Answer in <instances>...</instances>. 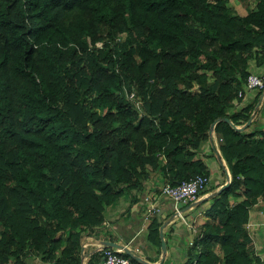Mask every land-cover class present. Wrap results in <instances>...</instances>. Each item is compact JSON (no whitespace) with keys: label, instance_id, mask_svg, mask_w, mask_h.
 I'll list each match as a JSON object with an SVG mask.
<instances>
[{"label":"trees","instance_id":"trees-1","mask_svg":"<svg viewBox=\"0 0 264 264\" xmlns=\"http://www.w3.org/2000/svg\"><path fill=\"white\" fill-rule=\"evenodd\" d=\"M230 1L0 0V264H83L85 239L153 173L210 178L197 156L216 121L230 184L166 264H264L248 229L264 131L241 129L253 104L229 112L264 66V0L246 15ZM163 224L148 225L160 249Z\"/></svg>","mask_w":264,"mask_h":264},{"label":"crops","instance_id":"crops-1","mask_svg":"<svg viewBox=\"0 0 264 264\" xmlns=\"http://www.w3.org/2000/svg\"><path fill=\"white\" fill-rule=\"evenodd\" d=\"M264 71V66H253L251 72L261 73ZM253 104V116L251 118L250 131H264V92L260 89L248 92L241 100L233 103L229 112L242 109ZM215 126L212 125L210 131L212 138L205 142L201 152L197 157H200L208 169L210 170L211 182H215L214 187L208 185L207 193L201 195L198 203L185 207V213L189 210L191 219H195L197 223H204L209 219L208 209L213 204L212 195L216 191H221L222 188L230 184L231 172L226 160H219L221 138L215 132ZM247 127L246 125L244 128ZM164 161L167 157L162 155ZM167 181L164 171H158L151 175L150 180L145 184L143 196L139 201L133 202V196L125 195L118 204L109 212L106 222L97 227L91 235L85 239L82 247L83 264H103V247L106 241H113L123 246H127L132 250L141 248L139 253L140 259L145 264H166L172 262L187 245L192 237L190 229L181 221H177L175 217L173 204L171 200L161 194V188ZM210 182V183H211ZM157 194L155 202L160 211L157 213L160 221L164 224L160 228V236L164 232V238L167 243V252L164 254L162 248L150 241L148 228L144 229L145 217L147 214L148 205L144 201L146 195ZM151 198V197H150ZM198 205V207H196ZM147 225V224H146ZM149 225V224H148ZM248 229L251 237L254 240L255 248L258 255L264 260V200L260 201L255 207L250 210V219ZM161 250V251H160ZM164 259V261H163ZM30 264H53L45 263L39 258L31 259Z\"/></svg>","mask_w":264,"mask_h":264},{"label":"built area","instance_id":"built-area-1","mask_svg":"<svg viewBox=\"0 0 264 264\" xmlns=\"http://www.w3.org/2000/svg\"><path fill=\"white\" fill-rule=\"evenodd\" d=\"M97 45L98 47H102L103 42H100ZM257 89L264 90V71L261 73H251L248 76L244 88L240 91L239 96L243 98L248 92H252ZM126 96L130 101L134 102L137 108L141 107V102L138 100L135 91L127 92ZM209 183L210 178L204 174H200L190 178L189 180H185L178 185H172L170 182H165L161 188V194L164 197L169 198L173 204L175 217L180 219L192 232L193 235L188 241V245L190 246L193 245L195 237L200 233L201 224L197 223L195 219H191V221H189L187 216H185L184 209L188 205L199 202L202 192L208 188ZM144 201L148 205L144 224V229L146 230L151 216L157 214L160 211V208L151 200L149 196H146ZM133 251L135 254L140 256L139 253L141 252V248L138 247ZM123 253H125L124 248L104 246L103 264H139L134 261L132 257H127L123 255Z\"/></svg>","mask_w":264,"mask_h":264},{"label":"rangeland","instance_id":"rangeland-1","mask_svg":"<svg viewBox=\"0 0 264 264\" xmlns=\"http://www.w3.org/2000/svg\"><path fill=\"white\" fill-rule=\"evenodd\" d=\"M230 5L235 7V9H237V11L241 15L248 14L252 9H254L256 7L255 1H252V0H250V1L249 0H231L230 1ZM214 184H215V182H211L209 187L213 188ZM196 207H198V205ZM189 211H191V210H189ZM189 211L185 213V216H187L188 220L191 221V218H190V215H189ZM154 216L155 215L151 216V218L154 217ZM150 221H151V219L149 220V223H150ZM177 221L181 222L180 219H177ZM172 259H173V256H172Z\"/></svg>","mask_w":264,"mask_h":264},{"label":"water","instance_id":"water-1","mask_svg":"<svg viewBox=\"0 0 264 264\" xmlns=\"http://www.w3.org/2000/svg\"><path fill=\"white\" fill-rule=\"evenodd\" d=\"M226 121L230 122V119H229V118H226ZM251 121H252V120L250 119L249 122L246 124V126H249V125L251 124ZM216 123H217V121L213 124V126H214ZM241 129H244V127L241 128ZM228 185H229V184L225 185V186L222 188V190L225 189ZM222 190H221V191H222ZM163 229H164V227L162 228V232H161L162 250H163L164 254H166V252H167V243H166V240H165V238H164V232H163ZM105 246L116 247V248H124V250H125V252H126L127 254H129V255L132 256V257L137 258L138 260H141L140 257H139L137 254H135L134 251H133L131 248H129V247H127V246H123V245H121V244H119V243H116V242H113V241H106V242H105ZM163 261H164V259H163ZM161 264H162V263H161Z\"/></svg>","mask_w":264,"mask_h":264}]
</instances>
